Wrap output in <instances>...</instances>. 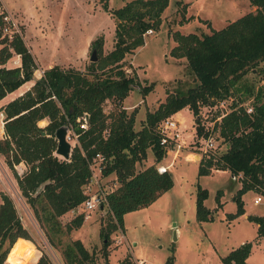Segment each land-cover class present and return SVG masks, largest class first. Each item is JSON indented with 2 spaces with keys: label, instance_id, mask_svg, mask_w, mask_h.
<instances>
[{
  "label": "trees",
  "instance_id": "16d2710c",
  "mask_svg": "<svg viewBox=\"0 0 264 264\" xmlns=\"http://www.w3.org/2000/svg\"><path fill=\"white\" fill-rule=\"evenodd\" d=\"M101 2L102 9L115 21V41L111 50L101 54L103 38L93 39L89 46L95 50L97 60L90 62L83 72L52 65L33 80L28 90L0 108L5 135L0 139V154L12 170L20 195L50 245L60 242L54 240L55 235L63 232L59 216L78 206L86 197L83 187L91 175L88 161L95 153L102 154L106 160L102 174L115 172L120 184L105 196L106 224L100 227L99 235L108 240L111 232L122 228L126 212L153 203L173 186L170 172H158L154 164L134 171V163L146 157L148 148L156 163L165 154L158 144L155 128L158 122L185 107L195 117L196 135L206 136L208 131L199 122L201 107H212L241 88L245 96L250 95L251 86L241 79L264 60V0H249L253 11L221 29H212L209 34L173 31L171 36L175 44L169 55L184 57L196 79L184 94H167L154 111L145 114L139 130L133 129L134 109L129 114L121 109L107 122L102 102L111 99L120 104L128 91L138 86L136 75L127 73L122 66L124 55L144 44L143 35L147 30H158L162 23L161 13L169 0H128L117 9L108 8L107 0ZM181 7L184 20L186 4ZM1 27L0 21V99L33 79L36 69L34 58L21 36L12 33L8 39L7 35H2ZM12 53L19 56L20 65L5 68ZM152 87L150 83L141 86L140 91L144 95ZM254 97L249 113L236 102H231L230 109L219 119L215 117L220 115V110H215L209 119H214L209 130L211 133L217 130L218 137L228 147L218 156L198 160L197 175H207L210 169L216 168L226 170L231 178L240 181V187L231 197L235 210L225 215L229 220L244 213L241 196L246 191L264 194V102L258 93ZM84 113L88 115L85 129L79 127ZM41 121H46L43 126L38 125ZM60 126H70L77 135V144L71 147L67 160L55 154V129ZM19 162L26 166L22 173L13 168ZM220 195L221 190H216L214 210L222 205ZM206 196V189L197 184L196 221H213L211 210L204 205ZM246 217L256 223L257 238L264 240L263 216ZM82 220V214L74 216L65 231L80 227ZM31 243L15 205L0 191V264H51L45 253L39 255ZM106 246L107 241H104L101 256L105 264H109ZM251 246V242L241 243L222 256L220 264H246ZM173 251L171 249L163 264L174 263ZM61 257L64 264H97L93 253L78 239L62 245Z\"/></svg>",
  "mask_w": 264,
  "mask_h": 264
},
{
  "label": "rangeland",
  "instance_id": "374dc122",
  "mask_svg": "<svg viewBox=\"0 0 264 264\" xmlns=\"http://www.w3.org/2000/svg\"><path fill=\"white\" fill-rule=\"evenodd\" d=\"M2 1L17 23L22 40L25 30L29 31L25 40H34L35 52L42 58L67 60V63L59 65L63 69L73 64L72 68L83 72L91 62L89 44L97 37L103 38L101 54L113 47L115 21L102 9L101 0ZM126 1L128 0H107L108 8L117 9ZM177 1L169 0L168 6L161 13L162 23L158 30L145 32L144 44L138 46L132 53L124 55L122 66L127 73L136 75L138 86H133L120 104L111 99L102 102L101 108L107 117V122L121 109L128 114L134 109L133 129L139 130L145 114L154 111L167 94H184L187 88L195 84L196 79L189 71L185 58L169 55L170 49L175 44L171 36L173 31L176 30L181 34L192 32L209 34L212 29H221L246 12L254 10L249 0H179L178 4ZM183 3L186 4L184 20L181 18ZM241 81L251 86L252 93L245 96L242 88L234 91L226 99L224 104L226 109L223 110H229L231 102L249 109L257 93L264 102V60L248 70ZM150 83H153V87L143 95L140 87ZM206 109L210 108H201L199 111V122L204 125H207L210 117L216 113L214 109L211 111ZM201 114L208 118H204ZM174 116L181 120L178 127L182 144L179 150L176 153H165L156 163L152 150L148 148L146 157L134 163V171H140L150 164L169 165L172 188L161 193L153 203L126 212L122 218V228L111 232L107 237L108 240H104L99 235L100 227L106 224V206L103 209L82 211L79 204L59 216L58 220L61 222L63 232L55 235L54 240L58 239L60 242L50 245L20 192L12 187L11 180L3 179L5 190L0 189V191L6 193L12 200L20 222L25 227L31 244L39 251V255L44 252L51 264H64L61 257L62 245L72 239H78L87 251L93 253L97 264H105V259L101 256L104 241H107L109 264H136V260L142 259L147 264H163L171 254V249L174 250L173 264H220V258L243 240L253 243L246 263L264 264V240L257 242L255 223L250 222L244 215H239L233 220L225 217L235 210V202L231 197L240 187V181L236 177L231 178L227 171L216 168L210 169L207 175H197L198 156L201 150L198 143L199 136L196 135L194 127L195 117L187 108L176 111ZM1 122L0 117V127ZM45 122H40L38 125L43 126ZM67 134L70 136L71 147L75 141L74 144H77L72 130H68ZM211 135L218 145L212 153L218 156L226 144L218 137L217 130H213ZM13 168L18 173L14 165ZM9 173L13 176L11 169ZM98 177L96 182L92 178L88 180L83 191L90 194L98 193L100 189L108 191L117 175L112 172ZM197 184L207 191L204 205L211 210V218H213L211 222H199L194 218ZM218 189L221 190L222 205L214 210L216 206L214 195ZM255 195L257 193L251 190L241 196L244 201V213L262 216L264 202L255 204L253 202ZM78 214L83 215L81 226L65 231V227L70 224L69 220ZM175 227L179 229L178 238L172 234Z\"/></svg>",
  "mask_w": 264,
  "mask_h": 264
},
{
  "label": "built area",
  "instance_id": "2783aa9c",
  "mask_svg": "<svg viewBox=\"0 0 264 264\" xmlns=\"http://www.w3.org/2000/svg\"><path fill=\"white\" fill-rule=\"evenodd\" d=\"M0 21L2 23V27H1L2 35L9 36L12 33H17L18 35H20L17 23L14 21L10 12H8L2 0H0ZM146 32L150 33V30H147ZM40 74L42 75V72H40ZM225 101L226 100H219L216 104H213L212 107H209L210 109H206V110L211 111V109H214L215 111L216 109L220 108V115L215 117L216 119H219L222 115L226 114L228 111V109L227 111L223 110V109H226V105L224 106ZM201 108H205V107H201ZM246 111L247 113L251 112L252 107H249V109H246ZM87 116L88 115L84 113V116L82 117V121L79 123L80 128L85 129ZM201 116H203L204 118H208V116H205L204 114H201ZM213 121L214 119L209 121V123L206 121L207 125H204L202 122L200 123V125L205 128V131H208V134L206 136L205 135L199 136L198 143L200 145L199 149L201 150V154L198 156L199 157L198 160L201 157H213L214 155L212 151L217 149L218 147V145L215 144L214 137H212L211 135V130H209L211 128ZM180 124H181L180 119L175 118L174 114H172L160 120L155 127L156 134L158 136V144L165 150V153L167 154L170 152L176 153L177 150H179V148L181 147L180 145L182 144V139L180 135V128L178 127ZM67 130H71V127L70 126L67 127ZM72 135L77 140V135L73 132V130H72ZM69 139H70V136L69 134H67L66 141L69 142ZM74 143H76V141ZM74 143L72 144V146L75 145ZM224 147H225L224 148L225 150L228 146L225 145ZM70 148H71V144H70ZM105 162L106 160L102 154L100 153L94 154V156L88 161V166L91 172V175L88 180L92 178L96 182V177L99 176L98 178H100V176L103 175L102 171L104 169ZM168 166L169 165H164V164L159 163V165L156 166V168L158 172H163L168 169ZM23 171H20L19 173H22ZM119 185H120L119 180L115 178L114 182L112 183V186H110V189L108 191L106 190L104 191L100 189L98 193H91V194L88 193L87 191L86 192L84 191L86 197L80 203V207L82 208V211L93 210L96 208H100V206H102V209H103V207L106 206V202H105L106 194L114 190L115 188H117ZM255 193H257V195L253 197V202L255 204L264 202V194L258 193V192H255ZM262 216L264 219V214ZM135 263L136 264H147V262L144 259L136 260Z\"/></svg>",
  "mask_w": 264,
  "mask_h": 264
},
{
  "label": "crops",
  "instance_id": "0c3cea01",
  "mask_svg": "<svg viewBox=\"0 0 264 264\" xmlns=\"http://www.w3.org/2000/svg\"><path fill=\"white\" fill-rule=\"evenodd\" d=\"M254 8V6H252ZM29 31L25 30V34H24V37H23V41L25 43V46L27 47L28 51L30 52L32 58H34V61H35V64H36V69L33 70V73H32V77L33 79L29 80L28 82H25L23 83L22 85H20L19 87H17L16 89L12 90L10 93H7L5 95V97H3L2 99H0V108L6 104L7 102L11 101V99L19 96L20 94H22L24 91L28 90L29 87L32 85L33 83V80L35 78H39L41 77V74L40 72H43L45 69H47L48 67L52 66V65H60L61 63H67V60H63V61H60L62 59H52L51 57H41L40 54L36 53L35 51V48H36V45H35V42L34 40H28L26 41L27 39V34H28ZM30 38V37H29ZM26 39V40H25ZM37 41V40H35ZM37 45H39V43H36ZM32 46V48H31ZM38 49H39V46H38ZM46 52V51H45ZM20 65V59H19V56L15 53H12L10 58L6 61V63L4 64V67L5 68H10V67H14V66H19ZM74 66L73 64L69 65V67H72ZM77 69V68H75ZM185 108V107H183ZM0 117H1V127H0V139H3L5 137L4 135V132H3V129H2V124H3V114L2 112L0 111ZM43 122V121H41ZM15 168L18 170V173L20 171H23L26 169V166L24 163L22 162H19L17 164H14ZM0 171L2 173H0V189L2 191L5 190V187L4 185L2 184L3 183V179L6 178L7 181H10L11 180V184H12V187H15L18 191V187H17V184H16V180L14 178V176H11V174L9 173V169L7 168L5 162H4V157L0 154ZM168 171V169H167ZM226 171V170H225ZM220 199V197H219ZM242 199V198H241ZM243 200V199H242ZM221 201V199H220ZM222 203V201H221ZM244 203V201H243ZM243 209H244V206H243ZM241 215H244L245 217L247 216L246 213H243ZM233 219H237V216ZM231 222V221H230ZM207 223V222H205ZM256 223H255V230H256ZM172 234L175 235L176 238L177 235L179 234V229L177 227H175L173 230H172ZM257 242H261V240L263 241L262 238H257ZM246 242V241H245ZM243 243V240L240 241V244ZM264 243V241H263ZM239 244V245H240ZM253 245V243H252ZM251 249H252V246H251ZM251 252V250H250ZM251 254V253H250ZM249 257V256H248ZM248 259V258H247ZM246 259V260H247ZM143 260V259H142ZM247 264V263H246Z\"/></svg>",
  "mask_w": 264,
  "mask_h": 264
},
{
  "label": "water",
  "instance_id": "95a60500",
  "mask_svg": "<svg viewBox=\"0 0 264 264\" xmlns=\"http://www.w3.org/2000/svg\"><path fill=\"white\" fill-rule=\"evenodd\" d=\"M89 59L91 62H94L97 60L94 49L90 51ZM67 131H68L67 127L65 126H60L57 129H55V139H56L55 154H57L64 160H67V158L70 155V151H71L70 143L66 141ZM44 134L45 132H42V135ZM100 209H102V206H100Z\"/></svg>",
  "mask_w": 264,
  "mask_h": 264
},
{
  "label": "bare ground",
  "instance_id": "6f19581e",
  "mask_svg": "<svg viewBox=\"0 0 264 264\" xmlns=\"http://www.w3.org/2000/svg\"><path fill=\"white\" fill-rule=\"evenodd\" d=\"M180 123H181V120H180Z\"/></svg>",
  "mask_w": 264,
  "mask_h": 264
}]
</instances>
